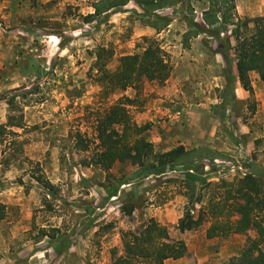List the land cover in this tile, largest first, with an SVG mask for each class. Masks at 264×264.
<instances>
[{
  "label": "rangeland",
  "instance_id": "obj_1",
  "mask_svg": "<svg viewBox=\"0 0 264 264\" xmlns=\"http://www.w3.org/2000/svg\"><path fill=\"white\" fill-rule=\"evenodd\" d=\"M209 1L183 0L155 11L175 21L165 43L143 33V27L156 31L148 25L154 18L133 1L87 21L95 0H0V124L9 116L15 122L22 116L23 124L10 128L8 142L0 146V264H114L113 253L121 254L120 233L140 230L151 218L167 228L171 245L187 248L185 257L165 264H244L249 241L258 239L255 229L214 238L206 237L207 223L193 231L177 230L186 208L198 212L205 205L207 184L242 178L231 166L244 169L258 158L255 153L239 156L225 125L219 128L222 139L231 143L227 158L175 167L151 168L150 161L142 167L115 164L108 171L85 166L94 145L81 151L70 137L80 130L93 142L89 112L121 96L135 98L130 108L135 120L137 113L152 107L164 85L144 82L137 94L127 89L99 99L93 81L97 48L112 50L107 66L114 70L121 56L146 47L144 38L157 39L163 47L174 45L181 32L191 30L190 19L204 26L201 15ZM233 3L232 22L245 23L240 32L248 35L251 21L264 14V0ZM224 29L231 34L234 27ZM236 113L247 116L240 109ZM174 114L175 119H160L165 127L150 123L147 137L155 152L177 146L213 149L190 130V122L177 119L178 111ZM211 122L195 120L192 127H209ZM259 155L264 168V151ZM260 249L264 253V243Z\"/></svg>",
  "mask_w": 264,
  "mask_h": 264
},
{
  "label": "trees",
  "instance_id": "obj_2",
  "mask_svg": "<svg viewBox=\"0 0 264 264\" xmlns=\"http://www.w3.org/2000/svg\"><path fill=\"white\" fill-rule=\"evenodd\" d=\"M130 1H133L144 15L154 18L148 25L157 33L167 28L171 20L155 14V11L183 2V0H95L94 13L86 20L107 15L109 11L124 7ZM233 1L210 0L208 10L201 15L204 26L190 19L191 30L183 34V46L187 47L191 37L199 34L219 37L220 33L227 32L224 29L225 25L233 26L234 29L230 32L236 42L233 50L237 75L243 88L248 91L249 72L256 71L264 82V14L251 21L252 32L243 36L240 28L246 24L232 22ZM144 41L146 47L141 52L121 56L114 70L107 66L113 58L112 50L103 47L96 49L93 81L99 87V99L106 100L116 92H124L127 89H132L137 94L144 82L163 85L168 80L172 71L170 55L157 39L144 38ZM224 46L227 50L228 46L226 44ZM228 77L232 84L230 74ZM132 106H135V98L121 96L114 103L105 105L103 109L89 112L92 119L93 142L80 130L70 133L79 150L89 151L90 146L94 145L92 156L84 162L85 166L108 171L115 164L129 163L142 167L146 161H150L151 168L175 167L193 161L213 162L227 158V154L208 147L188 150L183 146H177L166 152H155L153 144L147 137L150 123L138 125L130 111ZM14 118L9 116L5 124H0V146L8 142V136L12 133L10 128L23 127L22 116L17 122ZM245 168V176L242 178L232 182L222 180L218 184H207L208 197L205 205L201 206L198 212H195L193 206L186 208L177 222V230L180 233L193 231L207 223L206 237L214 238L255 229L258 239L249 241V246L242 254L243 263L264 264V253L260 249L264 243L262 227L264 168L253 162L247 164ZM45 185L49 186L47 182ZM3 217L4 207L0 205V220ZM120 240L121 254L115 257L113 253L114 264H165L167 260H178L187 255L185 244L171 245L167 228L152 218L140 230L122 231Z\"/></svg>",
  "mask_w": 264,
  "mask_h": 264
},
{
  "label": "crops",
  "instance_id": "obj_3",
  "mask_svg": "<svg viewBox=\"0 0 264 264\" xmlns=\"http://www.w3.org/2000/svg\"><path fill=\"white\" fill-rule=\"evenodd\" d=\"M174 22L159 33L147 27H143L142 31L146 35L164 39L163 42L166 43L168 39L164 37H171L169 33ZM184 33L177 36L174 45L166 44L163 47L171 57V75L153 101L152 107L137 113L135 122L139 125L156 123L165 127L160 119L165 115L175 119L176 110L180 113L177 119L190 122L187 126L190 130H195L196 137L206 138L208 145L215 151L227 154L228 148H231L227 146L231 143L222 139L224 137L219 128L220 125H225L229 140L235 142L233 147L239 150V156L255 153L258 158L253 163L263 165L259 154L264 151V82L257 72L251 71L248 74L250 90L243 88L237 75L233 50L235 42L230 33L226 32L225 37L224 33H220L219 37L199 34L188 40L187 47L183 46ZM225 44L228 46L227 50ZM229 74L232 84L229 82ZM248 106L251 107V112L247 109ZM221 108L222 111L219 112ZM239 109L247 113L246 118H239L236 113ZM195 120H210L213 123L209 127L203 128L199 124L193 128ZM238 137L243 144L239 143Z\"/></svg>",
  "mask_w": 264,
  "mask_h": 264
},
{
  "label": "built area",
  "instance_id": "obj_4",
  "mask_svg": "<svg viewBox=\"0 0 264 264\" xmlns=\"http://www.w3.org/2000/svg\"><path fill=\"white\" fill-rule=\"evenodd\" d=\"M215 162L217 163L218 160H215ZM235 170L239 171L242 177L245 176L246 168L242 169L241 167L231 166V171H235Z\"/></svg>",
  "mask_w": 264,
  "mask_h": 264
}]
</instances>
